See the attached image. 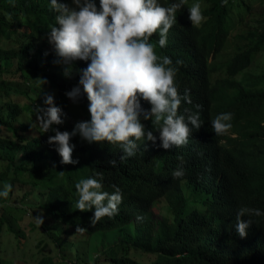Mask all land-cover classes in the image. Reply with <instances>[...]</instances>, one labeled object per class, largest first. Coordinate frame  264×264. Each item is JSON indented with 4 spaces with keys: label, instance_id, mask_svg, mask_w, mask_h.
I'll return each instance as SVG.
<instances>
[{
    "label": "trees",
    "instance_id": "trees-1",
    "mask_svg": "<svg viewBox=\"0 0 264 264\" xmlns=\"http://www.w3.org/2000/svg\"><path fill=\"white\" fill-rule=\"evenodd\" d=\"M249 1L200 0L206 20L194 26L187 8L195 0H184L167 33L166 47L158 45L155 33L150 37L158 56L183 61L177 66V91L183 94L187 89L191 102L182 100L178 112L199 111L202 122L191 130L186 145L163 149L155 130L158 125L142 121L157 140L142 138L135 156L121 162L117 145L88 143L77 134L70 138L71 155L78 160L73 165L60 163L55 146L47 142L54 134L51 130L38 127L30 134L32 125L21 119L34 105L44 106L43 96L50 91L64 113L63 123L54 127L71 131L74 121L87 120L82 88L75 103L65 92L78 85L76 69L88 61L76 60L66 78L53 63L56 56L37 60L38 43L55 23L48 0H0V182L36 190L38 204L31 208L43 218L36 226L53 243L55 254H63V264H264V216H241L253 221L243 238L234 227L239 207L264 211V70H248L255 56L264 52V16L259 27H247L243 21L250 13ZM159 2L168 6L170 0ZM47 70L56 77L47 75ZM141 104L150 107L146 101ZM221 112L233 114L232 127L215 135L209 122ZM110 159H116V167L108 164ZM177 167L184 169V175L173 178ZM97 173L102 190L112 192L113 184L120 188L122 202L116 215L91 225L92 210L75 209L74 184ZM158 200L166 202L167 211L155 215ZM3 226L13 231L0 216V235ZM77 226L85 229L77 231L84 233L85 243L96 233L110 234L113 240L108 245L98 240L99 252L93 257L88 247L84 251L80 245L74 247L71 238L64 239L67 233L75 234ZM36 264L59 263L45 255Z\"/></svg>",
    "mask_w": 264,
    "mask_h": 264
},
{
    "label": "clouds",
    "instance_id": "clouds-1",
    "mask_svg": "<svg viewBox=\"0 0 264 264\" xmlns=\"http://www.w3.org/2000/svg\"><path fill=\"white\" fill-rule=\"evenodd\" d=\"M226 3L227 0H221V4ZM183 5L184 0H170L168 6L159 0H98V6L96 0H48L49 9L55 13V23L48 26L45 38L56 56L53 63L59 65L62 75L68 78L76 60L88 61L86 67L76 69L78 85L65 92L75 103L82 88L88 101L87 120L77 121L71 131L54 127L63 123L64 113L54 104L51 93L44 94V106L32 107L40 129L54 133L47 137V142L55 146L61 164L78 163L71 155L74 145L70 143V138L77 134L88 143L117 145L122 153L121 162L135 156L142 138L153 143L157 140L142 122L148 120L158 125L155 130L163 149L188 143L191 130L198 129L202 122L199 111L185 109L187 115L178 112L182 100L191 102L187 89L183 94L177 91V66L183 61L158 56L150 42L155 33L158 45L166 47L167 33L176 23V12ZM187 12L191 25H200L206 20L200 0H195ZM141 101H146L150 107H142ZM195 107L199 109L200 105ZM232 117L231 112L216 114L209 122L211 131L215 135L226 134L232 127ZM108 164L116 167L117 161L110 159ZM99 175H89L74 184L75 209L92 210L91 225L102 217L116 215L122 202L120 188L113 184L112 192L102 190ZM183 175L182 167L171 173L173 178ZM10 189L8 183L0 186V198H8ZM29 215L37 226L42 224V216L34 217L31 212ZM242 215L259 217L264 216V211L246 206L237 209L234 227L241 238L253 223L251 219L241 220ZM141 219L140 215L136 216L137 221ZM84 230L76 227V232Z\"/></svg>",
    "mask_w": 264,
    "mask_h": 264
},
{
    "label": "rangeland",
    "instance_id": "rangeland-1",
    "mask_svg": "<svg viewBox=\"0 0 264 264\" xmlns=\"http://www.w3.org/2000/svg\"><path fill=\"white\" fill-rule=\"evenodd\" d=\"M249 3L251 6L250 13L247 14L243 23H245L247 27H259V19L264 16V0H250ZM235 29L237 30L239 27H236ZM45 53H47L46 55L52 54L55 56L54 50L47 42L44 35L38 43L37 60H41L46 56ZM248 70L252 73H258L264 70V52L255 56L253 62L248 67ZM46 72L47 75H54L56 77V74H53L51 70H47ZM45 93L47 92L45 91ZM48 93L51 92L49 91ZM11 97L15 100L19 99L21 103H29L28 100L20 95L11 94ZM54 104L57 105L55 102ZM25 114L26 115L22 116L21 120L24 119L32 125L30 128V134L36 133V128H38L39 125L38 122L35 121L36 118L33 111L28 110ZM74 123H76V121H74ZM4 183L8 182L2 181L0 182V186ZM28 191L29 187L26 185L13 184L9 192V197L0 198V216H4L13 229V231L8 232L3 226L4 229L0 235V243L2 247V250L0 251V264H36L37 260L45 255L54 257L56 263L63 264V254H59L58 256L55 254V246L48 240L45 232L36 226L34 220L29 215L30 212L34 217L40 214H37L38 211H34L31 208L35 204H38L36 190H30L29 193ZM153 211L155 215L165 213L167 211L166 202L164 200H158L153 207ZM45 219L46 218H44V220ZM32 224H35V226ZM63 237L66 240H69L70 238L74 240V247L78 248L80 245L81 249L84 251L85 248L88 247L87 251H89V255H92L93 257L99 252V250L97 251L96 249L100 244L98 240L101 239L105 245L110 244L113 240V236L106 233H96L87 243H85L87 240L86 236L81 232H76L73 235L67 233ZM83 250H81V253L84 252ZM67 255L73 257L72 252H67ZM81 255L84 254L82 253ZM85 255L87 258L86 253ZM85 255L83 257H85ZM147 258H149V256H145V259ZM99 264H106V262H101Z\"/></svg>",
    "mask_w": 264,
    "mask_h": 264
}]
</instances>
